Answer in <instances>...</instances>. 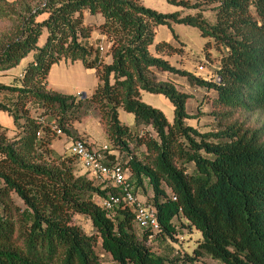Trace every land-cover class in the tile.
Segmentation results:
<instances>
[{
	"label": "trees",
	"instance_id": "obj_1",
	"mask_svg": "<svg viewBox=\"0 0 264 264\" xmlns=\"http://www.w3.org/2000/svg\"><path fill=\"white\" fill-rule=\"evenodd\" d=\"M170 2L180 11L162 14L139 0H0V74L36 52L22 78L0 83V110L14 119L12 137L0 124V264H101L99 244L116 264H178L150 243L159 237L177 242L181 225L201 234L182 264H264V0ZM84 11L103 17L99 30L111 42V64L84 43L93 32L84 25ZM173 25L199 29L221 51L216 81L200 80L159 56L178 54L167 43L156 45L157 55L151 52L157 28ZM62 60L96 72L90 97L48 89L49 74ZM156 72L215 92V130L189 125L191 95L159 81ZM143 93L169 100L173 122L145 104ZM89 111L98 114L111 145L98 151L105 163L128 170L135 191L150 186L148 205L159 233L140 228L130 208L102 209L95 199L120 190L97 186L79 172L74 156L52 152L53 123L94 147L73 130ZM121 111L133 115L141 132L121 122ZM77 216L89 219L92 234L76 224Z\"/></svg>",
	"mask_w": 264,
	"mask_h": 264
},
{
	"label": "rangeland",
	"instance_id": "obj_2",
	"mask_svg": "<svg viewBox=\"0 0 264 264\" xmlns=\"http://www.w3.org/2000/svg\"><path fill=\"white\" fill-rule=\"evenodd\" d=\"M14 1V0H7ZM143 6L148 9L155 10L162 14H171L176 11H180V8L173 5L170 0H139ZM210 22H213V16L210 12L206 14ZM4 28L3 25H0V31ZM47 38V34L41 37L39 46H43ZM167 43L172 47L176 48L178 54H170V55H159L165 60H167L172 66L177 69L186 71L196 78L208 81L211 76L214 74L215 69L219 65L221 51H219L214 43L211 40L204 38L199 29L186 26V25H173L171 28L167 26H160L156 30V36L153 46L151 47V52L154 55H157L156 45L159 43ZM36 54H30V57H34ZM23 65L19 66L15 69L11 75L3 76L0 74V83L10 85L13 82L14 78L20 76L21 68ZM56 68L52 74V82L53 84L58 81L63 80L61 75V68ZM74 74H71V79L69 81V86L72 88H82V90H87L89 88V79L85 78V76L81 75L77 72V70L73 71ZM157 78L159 81L171 82L176 85V87L189 95H191V99L187 104V111L190 115L193 116V119L188 120L187 123L192 127L197 128L201 132L214 131L216 128L213 117L211 116L213 101L216 99L215 92H208L204 88H200L196 86L193 82L185 77H180L177 75H171L167 73L157 72ZM96 84V82H95ZM75 85V87H74ZM85 88V89H84ZM85 92V91H82ZM142 100L145 104L160 110L167 117L169 122H173L174 120V109L172 104L161 95H154L149 93L142 94ZM95 113H91L89 111L87 115L80 120L79 122H75V124H79L78 127L81 130H89L90 132L100 131L102 133V128L97 119L95 124H91L94 119ZM197 115H199L197 118ZM120 120L124 125H127L132 130L136 132H141L140 128L135 127L134 117L131 114L126 112H120ZM0 124L9 128L11 131L9 132V136H13V128H14V119L7 112L0 110ZM73 125V126H74ZM95 131V132H96ZM62 138V137H61ZM56 133L52 134L51 139V149L53 142H58L61 140ZM64 138V137H63ZM72 142H64L61 146V150L63 153L62 156H70V147ZM111 147V145H110ZM53 153H56L52 149ZM145 153L144 147H140L137 151L138 155H143ZM120 161L123 162V159L120 158ZM77 167L79 172L83 171L79 163H77ZM193 167H190V173L193 171ZM136 193L142 203L148 205V200L152 197V190L148 183L146 182L143 187L136 188ZM170 193V191H169ZM16 203L22 206V203L16 199ZM98 201V198L96 199ZM76 224L83 229V231L87 234H92L93 227L89 219L77 216ZM183 223L188 224V222L184 221ZM201 238V234L197 232L195 229L185 228L182 225L178 228V236L177 242H173L165 237H159L156 241L150 243V246L154 250L155 253L161 256L169 257L173 259L178 264H182L184 260L185 254L192 255L193 250L196 248L198 241ZM96 253L100 257L101 264H116L112 258L106 254L100 244L96 247ZM186 264H192L187 261ZM170 264V263H169ZM184 264V263H183ZM196 264H222L219 262H215L210 259L203 260L201 262H197Z\"/></svg>",
	"mask_w": 264,
	"mask_h": 264
},
{
	"label": "built area",
	"instance_id": "obj_3",
	"mask_svg": "<svg viewBox=\"0 0 264 264\" xmlns=\"http://www.w3.org/2000/svg\"><path fill=\"white\" fill-rule=\"evenodd\" d=\"M20 77H23V73ZM217 79L213 75L208 81H216ZM39 122L44 125L46 124L43 119H40ZM51 127L57 136H66L56 124L53 123ZM41 136L42 133H39L38 137ZM108 148L104 147L100 150L106 151ZM98 151L93 150V148L89 149L82 139L72 141L70 147V154L79 161L82 169L97 186L113 184L120 190V194L117 196L105 199L97 197L98 201L96 203L107 212H111L116 208H130L133 210L135 222L140 228L149 230L154 234L159 233L161 228L157 214L150 206L142 203L137 196L134 186L130 181V172L119 165H107L104 154Z\"/></svg>",
	"mask_w": 264,
	"mask_h": 264
},
{
	"label": "crops",
	"instance_id": "obj_4",
	"mask_svg": "<svg viewBox=\"0 0 264 264\" xmlns=\"http://www.w3.org/2000/svg\"><path fill=\"white\" fill-rule=\"evenodd\" d=\"M15 1V0H14ZM13 2V1H10ZM83 19H84V25L86 27H91L93 29V32L91 34V37L87 40L84 41V43L88 46L93 48L94 50H98L100 53L101 60L105 64H111L112 63V57L109 54L110 48H111V42L108 40V38L101 33L99 30V27L103 24L104 19L101 15H91L88 11L83 12ZM29 55L28 58L23 60V62L19 65H23L21 68V73L24 71V69L27 67L28 64L33 63L35 56L30 57ZM18 66V67H19ZM60 66H63L61 70V75H62V82L58 81L56 84L52 82V74L56 68H59ZM17 67V68H18ZM15 68V69H17ZM11 70L7 72L4 75H11L12 72L15 70ZM77 70L78 73L81 75L85 76V78L89 79V88L87 90H82V88H72L69 86V81L71 79V74H74L73 71ZM157 73V72H156ZM157 75V74H156ZM214 75V74H213ZM212 75V76H213ZM96 82V84H95ZM48 89L53 90L55 92L61 93V94H66V95H71V96H79L80 94H85L86 97H90L92 93L94 92L96 85H97V77H96V72L94 70H89L87 69L81 61H76V62H71L70 60H62L55 66H53L48 80ZM75 87V85H74ZM85 91V92H82ZM94 113V112H92ZM94 119L91 124H95L97 122V119L99 120L98 114L95 113ZM78 123L73 126V130L75 133L78 135L80 138H87L93 145V150H100L104 147H110V143L102 131H94L90 132L88 129L87 130H81L78 127ZM9 129V128H8ZM14 129V128H13ZM61 138V137H60ZM73 139L69 136H64L62 137L61 140L58 142H53L52 149L58 154V155H63L64 152L61 150V146L64 142H72ZM83 170V169H82ZM86 172L83 170L81 171V174H85Z\"/></svg>",
	"mask_w": 264,
	"mask_h": 264
},
{
	"label": "water",
	"instance_id": "obj_5",
	"mask_svg": "<svg viewBox=\"0 0 264 264\" xmlns=\"http://www.w3.org/2000/svg\"><path fill=\"white\" fill-rule=\"evenodd\" d=\"M78 97H79L80 99H86V98H87L85 94H80Z\"/></svg>",
	"mask_w": 264,
	"mask_h": 264
}]
</instances>
